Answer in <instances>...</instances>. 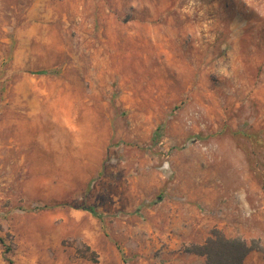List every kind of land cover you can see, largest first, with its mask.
Here are the masks:
<instances>
[{
    "label": "rangeland",
    "instance_id": "374dc122",
    "mask_svg": "<svg viewBox=\"0 0 264 264\" xmlns=\"http://www.w3.org/2000/svg\"><path fill=\"white\" fill-rule=\"evenodd\" d=\"M223 222L264 264V0H0V264H207Z\"/></svg>",
    "mask_w": 264,
    "mask_h": 264
},
{
    "label": "trees",
    "instance_id": "16d2710c",
    "mask_svg": "<svg viewBox=\"0 0 264 264\" xmlns=\"http://www.w3.org/2000/svg\"><path fill=\"white\" fill-rule=\"evenodd\" d=\"M38 72L45 73L46 70ZM83 208L94 214L96 213L92 206H83ZM3 245L6 254L10 248L5 244ZM253 248L254 246L242 237H227L218 228H212L210 234L202 243L192 244L186 250L204 256L207 264H243L244 258ZM5 259L8 263L10 262L6 255Z\"/></svg>",
    "mask_w": 264,
    "mask_h": 264
},
{
    "label": "crops",
    "instance_id": "0c3cea01",
    "mask_svg": "<svg viewBox=\"0 0 264 264\" xmlns=\"http://www.w3.org/2000/svg\"><path fill=\"white\" fill-rule=\"evenodd\" d=\"M93 130L94 129H91L90 128L89 129V133L92 136V138H96L94 135H92L94 133ZM231 177H232V180L233 181H239V179L241 178V173L240 172L239 173H233L231 175ZM243 194L245 195L244 192H243ZM228 203H231V199L228 200V201H226L225 206H228L229 207ZM229 209H231V213L230 214H233L234 213V210H235V209H233V206L232 207H229ZM218 227L224 232V234L226 236L232 237V236H236L238 234H240V235L243 234V228H246L248 226H242V225L237 224V223H233V224H231V223L228 224L227 223L226 224V223L223 222L222 224H219ZM201 240H202V238H201ZM198 259H199V257H197V255H193L192 254V255H187V256H184V257H181L180 256L179 258H176V259L175 258H172L168 262H171L170 264H196L197 261H198ZM244 264H245V262H244Z\"/></svg>",
    "mask_w": 264,
    "mask_h": 264
},
{
    "label": "bare ground",
    "instance_id": "6f19581e",
    "mask_svg": "<svg viewBox=\"0 0 264 264\" xmlns=\"http://www.w3.org/2000/svg\"><path fill=\"white\" fill-rule=\"evenodd\" d=\"M68 120V119H67Z\"/></svg>",
    "mask_w": 264,
    "mask_h": 264
}]
</instances>
